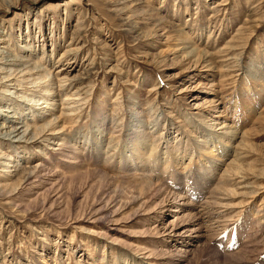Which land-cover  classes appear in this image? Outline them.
I'll return each mask as SVG.
<instances>
[{
  "label": "rangeland",
  "instance_id": "1",
  "mask_svg": "<svg viewBox=\"0 0 264 264\" xmlns=\"http://www.w3.org/2000/svg\"><path fill=\"white\" fill-rule=\"evenodd\" d=\"M0 67V264H264V0H0Z\"/></svg>",
  "mask_w": 264,
  "mask_h": 264
},
{
  "label": "bare ground",
  "instance_id": "2",
  "mask_svg": "<svg viewBox=\"0 0 264 264\" xmlns=\"http://www.w3.org/2000/svg\"><path fill=\"white\" fill-rule=\"evenodd\" d=\"M123 12V11H122ZM66 55L64 54V56H62V57H65ZM4 59H5V57H4ZM3 60V59H2ZM12 60H6L5 61V64H8V65H17V64H11V63H13V62H11ZM1 62H3V61H1ZM0 69L2 70V68L0 67ZM63 82H69L66 78H63ZM67 84V83H66ZM66 86V85H65ZM59 87H62V86H59ZM15 118V116H10V118ZM6 130V129H8V130H10L9 132H11V133H13V132H16L17 131V127L16 128H13L12 127V125H11V127H6V126H4V127H0V130ZM1 153V152H0ZM142 162H144V161H142ZM146 162V161H145ZM146 163H144V165H145ZM143 165V166H144ZM146 166V165H145ZM235 192V191H234ZM233 193V192H232ZM234 194V193H233ZM172 198V197H171ZM175 198V197H174ZM173 198V199H174ZM178 198V197H177ZM182 198V197H181ZM168 200V199H167ZM170 200V199H169ZM174 201H177V200H174ZM178 201H179V199H178ZM223 201V200H222ZM226 201V200H225ZM164 202V201H163ZM168 202V201H167ZM182 202V201H181ZM172 203V202H171ZM177 203V202H176ZM183 203V202H182ZM226 203V202H225ZM164 204V203H163ZM173 204V203H172ZM242 207V206H241ZM260 212V211H259ZM196 214V213H195ZM199 218V217H198ZM197 221V220H196ZM200 223V222H199ZM198 224V223H197ZM201 224V223H200ZM174 227V226H173ZM200 227V226H199ZM172 228V227H171ZM176 229V228H175ZM179 233V232H178ZM198 234V233H197ZM201 235V234H200ZM200 237V236H199Z\"/></svg>",
  "mask_w": 264,
  "mask_h": 264
}]
</instances>
